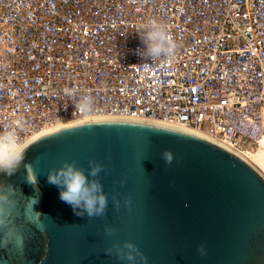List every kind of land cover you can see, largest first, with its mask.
<instances>
[{"label":"built area","instance_id":"obj_1","mask_svg":"<svg viewBox=\"0 0 264 264\" xmlns=\"http://www.w3.org/2000/svg\"><path fill=\"white\" fill-rule=\"evenodd\" d=\"M176 48L149 68L150 20ZM94 99L90 114L77 99ZM84 118L178 124L244 149L264 133V0H0V132Z\"/></svg>","mask_w":264,"mask_h":264},{"label":"water","instance_id":"obj_2","mask_svg":"<svg viewBox=\"0 0 264 264\" xmlns=\"http://www.w3.org/2000/svg\"><path fill=\"white\" fill-rule=\"evenodd\" d=\"M26 149L14 175L0 173V185L11 186L0 189L9 197L0 201V264H130L113 248L125 242L146 258L131 264H264V175L216 139L94 118L38 135ZM89 160L104 167L102 217L77 216L48 182L49 170L73 161L87 170Z\"/></svg>","mask_w":264,"mask_h":264},{"label":"clouds","instance_id":"obj_3","mask_svg":"<svg viewBox=\"0 0 264 264\" xmlns=\"http://www.w3.org/2000/svg\"><path fill=\"white\" fill-rule=\"evenodd\" d=\"M144 44L142 50L138 49V54L145 60L151 59V65L145 63L141 66L151 68L155 62L170 57L176 48L175 42L170 38L167 25L156 20H150L146 29L140 33ZM94 99L90 95H83L77 99L76 109L90 114L93 111ZM26 146L18 135L11 130L0 132V173L12 176L20 168L24 161ZM162 158L166 164L173 160L172 153L165 151ZM87 170L77 167V162L64 163L59 169L48 171V182L61 189L60 199L71 205L77 216L87 215L88 218L102 217L106 214L108 199L104 194L103 185L97 179L99 174L104 171L103 165L89 160ZM87 171V174H85ZM34 182V177L30 178ZM9 185H0V189H10ZM14 190V189H12ZM0 201L9 202L7 194H0ZM127 204V201L125 202ZM119 206V202H116ZM79 209V211H77ZM4 221L0 220V224ZM112 228H105V233L111 235ZM118 258L133 262L136 257L145 260L132 243L125 242L123 247L114 244ZM201 255H205L203 246L198 247Z\"/></svg>","mask_w":264,"mask_h":264},{"label":"bare ground","instance_id":"obj_4","mask_svg":"<svg viewBox=\"0 0 264 264\" xmlns=\"http://www.w3.org/2000/svg\"><path fill=\"white\" fill-rule=\"evenodd\" d=\"M85 119H94V118L78 119V120H75V121L62 122V123H59V124H57L55 126H49V127L45 128V129H43L42 132H40V133L36 134L35 136L27 139L24 142V144L26 146L30 141L35 139L38 135L46 133V132H48L50 130H53V129L57 128V127L64 126V125H67V124H71V123H75V122L82 121V120H85ZM146 121H150V120H146ZM152 122H154V121H152ZM171 125H174V124H171ZM176 125L180 126V127H183V128H186V129H189L191 131H194V132L209 136L208 134L204 133L203 131L192 130V129L187 128V127L182 126V125H178V124H176ZM209 137H211L213 139H216V140L226 144L227 146L231 147L232 149L236 150L237 152H239L245 159H247L255 168H257L264 175V133L258 139V142L254 146V148L250 149V150L249 149H244V148H239V147L235 146L233 143H231V142H229L227 140L221 139V138L212 137V136H209Z\"/></svg>","mask_w":264,"mask_h":264}]
</instances>
